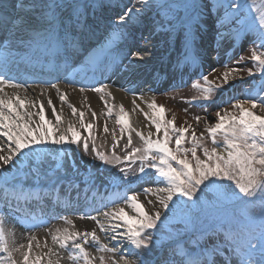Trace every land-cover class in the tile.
<instances>
[{"label":"snow or ice","instance_id":"snow-or-ice-1","mask_svg":"<svg viewBox=\"0 0 264 264\" xmlns=\"http://www.w3.org/2000/svg\"><path fill=\"white\" fill-rule=\"evenodd\" d=\"M111 6V0H0V49L8 53L14 47L23 48L31 44L43 33H55L63 42L66 52L79 53L83 47L82 39L91 36L96 26L103 23L102 17L97 15L98 10ZM171 7L173 6L154 3V0H136L134 4L121 5L122 10L115 22H110L111 31L106 43L110 44L114 40L134 41L135 37L127 32L125 25L137 21L152 8L167 15L166 9ZM186 7L191 8L194 14L186 26L184 53L177 60L175 69H180L181 65L200 66L197 33L211 28V25L202 23L205 9L197 0H193ZM220 8L224 9L222 16L219 13ZM242 8L243 5L237 4L235 0L213 5L216 10L214 32L217 49L225 43L234 47V42L241 32L248 30H232L228 27V21L240 23L237 13ZM229 9H234L235 12ZM252 10L256 16L251 22V30L255 32L256 39L252 41L253 46L249 49V54L241 55L234 62L239 65L251 61L252 67H229L225 64L223 71L211 68L207 74H201L199 79L191 84L197 94L184 100L190 107H203L207 112V102L212 101L213 96L229 86L231 81L243 79L244 73L248 77H254L258 73L264 81V51H260L264 49V0ZM157 28L158 25L153 22V29ZM141 39L147 43L149 37L142 36ZM133 47L134 43L124 54L129 57L130 65L133 61L144 60L151 55L148 49L132 50ZM24 87L0 75V138H3L0 139V167H3L4 171L15 166L18 161H29V170L24 175L36 177L38 185L41 178L51 181L50 186L44 185L45 194L50 195L57 190L62 177L57 172L53 179L48 175L53 166L49 165L48 169H44L45 161L41 160L37 164L32 161V157L39 158L37 147L68 144L75 145L83 154L91 153L104 164L119 162L121 159L132 162L139 160L141 163L138 172L142 175H136L137 180L143 177L151 178L146 169L154 172V182L157 186L143 189L146 196L155 197V202L147 201V205L155 208L154 211L148 210L145 203L140 202L136 194H132L123 198V204L132 210L131 215L125 211V207L117 204L102 213L106 223L98 220L96 216L81 217L95 221L99 230L110 233V239L117 241V244L108 246L100 243V237L95 230L80 232L57 228L50 233L52 244L58 250H67L68 259L74 264H95L97 259L99 264H232L234 256L240 257V264H264V83H261L258 91L249 89L247 98L232 99L228 107L218 108L214 113V122L206 115H196L192 117L195 124L185 119L183 124L177 126L175 113L164 104H157L154 97L147 103L150 112L139 108L133 100V111L139 109L151 128L155 129V132L149 131L147 134L132 126L126 119L129 116L128 111L120 105L115 123L120 126V138L127 136L124 149L131 148L122 158L114 151L118 146L115 131L111 133L113 151L108 155L97 148L96 137L91 132L88 136H82L80 129L88 131L93 127L91 123L85 125L84 112H79L78 127L72 122H68L67 127H64L61 115L57 113L51 98L47 100V107L52 109L55 122L46 119L42 101L38 98L29 99L27 94L21 95L20 90ZM7 88H11L12 92L6 91ZM50 88L55 89L61 103H67V93L61 92L57 84H50ZM46 91L41 88L42 95H46ZM84 91V88L80 89L81 93ZM91 91L101 94L100 99L106 109L104 114L110 117L115 107L109 105V101L114 99L112 93L106 91L105 86L94 87ZM84 99L86 101L87 97ZM37 105L39 110L34 112L33 109H36ZM68 107L72 115L76 116V107L70 103ZM182 111L187 113L188 109ZM165 113H171V118H166ZM34 116H39V122ZM92 119H97L95 112H92ZM201 123L204 127L198 133L197 128ZM103 131L109 132L107 123ZM133 134L141 141L140 147L132 146ZM153 136L156 138L153 139ZM186 144L190 146L185 147ZM64 155L63 164L58 163L55 167L67 172L73 169V157L67 153ZM120 171L127 180V170ZM206 190H214L218 199L259 205V240L255 243L251 239L240 242L228 233L223 242H220L218 237L222 231L221 226L198 228L191 215L184 212L180 219V223L184 225L183 229L176 230L175 238L170 237L167 246L161 244L153 235L160 230L158 222L168 219L169 212L175 218L180 209L193 208L197 200L201 199L199 194ZM2 191L5 197L10 194L7 186ZM11 194L17 199H44V195L32 189L26 190L24 186L13 189ZM189 201L192 203L189 204ZM3 223L4 221L0 220V252L7 255L0 256V264H60L59 251L48 247L47 243L44 244V247L48 248L46 253L33 251L35 236L29 237L26 245L21 244L9 250ZM65 223L72 224V221L65 218ZM182 234L189 235L188 243L194 246L193 249L181 243ZM210 237H216L217 241L202 244V241ZM89 241L95 245L97 252H107L111 255L107 258L103 255L98 258L90 256L85 248ZM121 245L125 247L122 248ZM40 246L39 243L36 244L37 248ZM257 249L260 253L259 260L253 258ZM13 252L19 253V260L13 257Z\"/></svg>","mask_w":264,"mask_h":264},{"label":"bare ground","instance_id":"bare-ground-1","mask_svg":"<svg viewBox=\"0 0 264 264\" xmlns=\"http://www.w3.org/2000/svg\"><path fill=\"white\" fill-rule=\"evenodd\" d=\"M113 4V0H111ZM136 3V1L134 2ZM133 3V4H134ZM121 5L120 4H114V7L112 9H102V14H99L97 12V15L102 17L103 23L98 25L97 28H95L93 35L95 36V40H91L89 44H86V39H82V50L79 53L75 54H69L66 52L65 47L62 46V49L64 53H67L66 58L58 59L59 62H61L63 67H66L67 70L64 68H59V70H56V65L52 63L48 64H41L39 65L36 70H33L30 68V65L27 60L24 59V57L21 56V54H24L23 52L30 47L29 49L39 50L38 49V43L42 45L43 48H41L42 51L52 52V48L54 50H58L59 46H50V43L55 42L54 40H51L48 38L47 33H43L42 35L36 37L33 42L23 48H12L8 53H4L2 49H0V59L5 57H11L12 55L20 54V56L16 59V61H12L11 63L6 58L4 62L2 63L0 61V71L3 70V72L7 71L9 68V64H14L15 69H21L19 71L14 72V74H19V83L24 85L25 87L20 90L21 95L27 94L29 99H39L42 101L45 105V117L46 119H50L53 122H55V117L52 115V109L47 107V100L50 97L53 105L56 107L57 113L61 115L62 121L64 122V127H67L68 122H72L77 127L79 126V112H84V123L85 125L91 123L93 124V127L89 129L88 131H85L84 129H80V132L82 136H88L89 132H91L96 137V145L97 148L100 151L112 153L113 149L111 147L112 145V132L115 131V134L117 136L118 140V146L116 147L115 151H119L124 149V144L127 142V136L125 135L123 139H121L120 134V126L115 123L116 121V114L119 112V106L123 105L126 111H128L129 116L126 117L127 120L130 121L133 127H135L138 130L143 131L145 134H147L149 131L155 132L154 128H151L149 121L145 119L143 113L136 109L133 111V100L136 101V104L139 105V108H142L146 112H150L147 108V103L154 97L157 104H164L166 108L171 109L172 112L176 115V125L179 126L184 123L185 119H187L190 123L195 124L191 119L187 116V113L182 114L178 111L177 107L174 106L166 97L163 96V94L160 92V86L162 82L159 80L161 79V75H163L162 68L167 66L174 69L176 64V58L173 56L175 54L174 51L171 52V49L173 48V37H163V33L166 32L165 29H161V26L158 25L157 29H153V22L152 18L154 16H159L161 12L155 8L147 11L146 13L142 14L137 21H133L125 25L127 32L130 33L132 36L135 37V40L129 39L127 41L125 40H114L110 44L106 43V38L109 36V33L111 31V23H114L117 15L121 12ZM119 7V9L117 8ZM152 17V18H151ZM111 22V23H110ZM54 34V33H53ZM51 34V35H53ZM49 35V36H51ZM146 36L149 37L147 43H145L141 37ZM84 43V44H83ZM135 44V47L132 48V50L139 49H148L151 52L150 56L145 57L144 60H136L133 61V63L130 65L128 63L129 57H125V52L128 51L129 46L132 44ZM101 45H104V47H101ZM61 46V45H60ZM206 45H203V47H198L200 52V66L196 69L199 72V74H206L205 72L213 67L214 61H212L213 58V47L207 48ZM110 51V54L107 56H115L116 54L122 55L118 56L121 59V65L117 67L109 66V68L113 69V74L110 76V80L101 79V84H99V87L105 85V90L110 91L112 93V96L114 97L113 100L109 101V105H115L113 109L112 115L109 117L105 115L106 109L104 108V104L100 99V93H96L90 90H85L83 93L80 92V89L70 85L72 82V76H70V73L77 72V69L83 65L84 61H92L94 63L95 61L101 59L103 52ZM25 52V53H26ZM118 52V53H117ZM218 52L223 53V50H219ZM2 57V58H1ZM38 58H44L45 55L37 56ZM174 57V58H173ZM114 58V57H113ZM112 58V59H113ZM169 61V62H168ZM51 64V68L49 67ZM193 67L195 65H192ZM181 68H184V65H181ZM178 69L175 70V73ZM11 71V70H10ZM10 71H7L9 73ZM222 71V70H221ZM180 72V70H179ZM91 73H94V70H91ZM183 73H186L185 70H183ZM60 74V81H54L53 75ZM168 73L165 72V76L168 77ZM89 74L88 77H90ZM190 75H196L195 72ZM159 76V78H158ZM165 77V78H166ZM180 78V79H179ZM183 78L181 75H179L177 79V84L183 85ZM211 79V77H210ZM50 82V84H57L60 88L61 92L67 93V103H61L59 100V96L57 95L55 89L50 88V84L48 87L40 86V85H32L31 82ZM238 80H233L230 82V84H236ZM28 82V83H27ZM166 82L162 83V87L166 86ZM35 84V83H34ZM46 89V95L41 94V88ZM165 89H167L165 87ZM6 91L12 92L11 88H7ZM85 97H87V100L85 101ZM72 104L77 109V115L73 116L71 113V109L68 107V104ZM89 107L91 111H89ZM39 105H37L36 109H33L34 112H38ZM92 112H95L97 115V119H92ZM213 117L214 114H212ZM165 117L170 119L171 113H165ZM34 119L39 122V116H34ZM105 123H107V127L109 129L108 133H105L103 131V128L105 126ZM146 125H148L146 127ZM50 127V126H46ZM203 123L199 125L198 133L203 130ZM156 137L153 136V139ZM3 139V138H1ZM133 144L141 145V141L133 134ZM27 151V150H26ZM36 152L40 153L39 158L32 157V161L35 163H39L37 161L41 159H47V158H57L60 155L63 154H70L73 157L72 164L73 169L68 170L67 172L64 171V169H58L57 167L51 168V173L49 176H52L53 179H55V175L57 172H59L60 177L62 179L60 180L62 183H66L67 188L63 191L59 189V191L63 194L59 200H57V204L60 206L61 203H63V200H69L70 204L72 202L76 203L75 209H70L71 206L67 210L70 211V214H67V216H62L57 222L52 223L51 220L53 217L57 216L54 215L60 211V208H57L54 205V199L51 196L45 197L42 201L36 200L33 203H21L22 201H27V199H17L13 198L14 205L11 206L9 210H7V207L3 206L2 204H6L5 201L11 202V199L7 196L5 197V194L3 193L0 195V208L3 210V215L0 217V220H3V227L5 229L6 235H7V241L9 250H12L15 247H19L21 244H27L26 242V236L31 237L33 235L36 236V239L33 241V251L37 253H46L48 251L47 247H44V244L47 243L48 247H52L56 250L55 245L52 244L51 236L48 234L50 229H64L68 228L69 231H92L95 230L96 234L100 237V243L106 244L108 246H113L117 244V241H112L110 239V233H104L99 230L97 227L95 221H92L90 219H82L81 217H87V216H96L98 220L101 222H105V218L102 216V213L105 211H108L109 209L115 207L117 204H119L122 207H125V211L128 212L130 215L133 214L132 210L127 207V205L123 204V198H126V195H124L119 188L115 184H112L110 181H108L107 177H105V170L101 167L99 169H96L92 166L91 160L89 159L86 154H83V152L79 149H76L75 145H68L65 144L63 146L59 145H47V146H40L36 148ZM75 153L79 155L81 161H84L86 164L81 163L79 161V158H75ZM89 155V154H88ZM92 154L90 153V156ZM65 159V155L63 157ZM139 161V160H138ZM81 163V164H80ZM25 164V165H24ZM58 164V163H57ZM55 164V166L57 165ZM20 165L29 166V161H24L23 163H20L19 161L15 166L20 167ZM15 166L8 167L10 171V176L7 174L0 176V184L5 185L9 183L11 184L12 188L18 189L21 185H27V182L23 180L18 168L15 169ZM43 167H49V166H43ZM57 168V169H56ZM14 169L15 171H11ZM7 175V176H6ZM142 175V174H141ZM71 176V178L69 177ZM128 176V175H127ZM105 177V178H102ZM74 178V180H71ZM29 179V177L27 178ZM70 179V180H69ZM105 180V181H104ZM41 181L43 183V186L45 185V181L43 178H41ZM59 181V182H60ZM51 183V181H49ZM62 183L60 184V188L62 186ZM108 183V184H107ZM157 185H155L153 188H155ZM43 191H46V188H43ZM42 191H40L41 193ZM91 192L94 194L96 193L98 195V199H94L91 197ZM53 193V192H52ZM84 197V199H82ZM112 197V198H111ZM150 197V198H149ZM112 199V200H111ZM174 199H176L174 197ZM138 200L142 203H145L146 207L150 211H154L155 208L152 207V205H147L148 200H152L155 202L154 196H144L143 194L138 195ZM92 202V210L87 212L88 202ZM61 202V203H60ZM67 205V204H66ZM100 205H102V208H100ZM51 207H53V211L51 210ZM99 207V209H98ZM158 208L159 205H156ZM87 213V214H86ZM32 215H35L32 217ZM39 216L40 221H47L52 223L50 227L43 228L41 230H38L34 233H28V231H25L20 226L21 225H30L33 221V218L35 220L36 216ZM65 215V214H63ZM171 215V212L168 213V216ZM65 218L67 220L72 221V224H66ZM199 220V216L197 215L195 217V221L197 224V221ZM50 233V232H49ZM28 240V239H27ZM39 243L41 246L39 248L36 247V244ZM122 248L125 247V245H121ZM86 250L89 252L90 256L93 257H99L101 255L105 256L106 258L111 255L110 253H99L96 251V247L94 244H92L91 241L87 245H85ZM61 256L60 264H74L73 261L68 259V252L67 250H58ZM5 253L1 254L0 256H4ZM7 255V254H6ZM5 255V256H6ZM117 254V258H118ZM13 257L16 259H20L19 253L13 252ZM133 259L135 257H132ZM82 264V262H81ZM95 264H99V260L97 259L95 261ZM234 264V262H232ZM236 264V263H235Z\"/></svg>","mask_w":264,"mask_h":264},{"label":"rangeland","instance_id":"rangeland-1","mask_svg":"<svg viewBox=\"0 0 264 264\" xmlns=\"http://www.w3.org/2000/svg\"><path fill=\"white\" fill-rule=\"evenodd\" d=\"M136 0H113V4L111 7H105L103 9H112L114 4L128 5L133 4ZM193 0H154V3H163L172 5L173 7L166 9L167 15H164L163 12L159 16H154L152 18V22H155L157 25L161 26V29H167L166 32L163 33V37H173V48L171 52L174 51L175 54L173 55L177 60L180 59L184 53V35L186 32V26L190 20V17L194 14L191 8L186 7V5L191 4ZM197 2L201 5L202 8L205 9L204 17L202 23L206 26L211 25L207 31L201 30L197 33L199 39L197 41L198 47H205L210 48L213 47V58L214 61L213 67L218 68L223 71V66L227 64L229 67H252L251 61L244 62L242 64H235L234 62L239 59L241 55L247 56L249 54V49L252 48V41L256 39V34L254 31L251 30V22L253 18L256 16V13L252 10L255 6H258L261 3V0H235L237 4L243 5V8L237 13V16L240 18V23L236 24L234 22L228 21V27L232 30H236L237 28L240 29H248L247 31H242L240 37L234 42L235 46L232 47L230 44L225 43L219 49L216 47V39H215V24L214 21L216 19L215 12L216 10L213 9V5L219 3H227L229 0H197ZM121 7V6H120ZM119 9V7H117ZM153 9V8H152ZM102 9L98 10L99 14H102ZM122 10V9H121ZM231 12H235L234 9H229ZM224 12L223 8L219 9V13L222 16ZM153 24V23H152ZM219 50H223V53L220 54ZM260 51H264V49H260ZM173 57V58H174ZM215 57V58H214ZM176 60V62H177ZM169 62V61H168ZM175 65V64H174ZM163 75H161L162 80L161 82H166V86L160 87V92L166 97L174 106L177 107L178 111L182 114H185L183 109L187 108V116L191 119L192 117L199 115L201 117L207 116L211 122H214L215 117L212 114L218 108L228 107L229 101L232 99H245L247 98V94L249 89H253L254 91H258L260 88L261 83L264 81L261 80L260 75L257 73L254 77H248L246 73L242 74L243 79H235L238 80L236 84H230L226 86L225 89L219 91L217 94L213 96V100L207 102V112H205L203 107H190L187 103L184 102L185 99L190 98L197 93L191 88V84L199 79V72L196 69V66H184V68H180L175 73L174 69L171 67L165 66L162 68ZM180 70V72H179ZM183 70L186 73H183ZM210 71L209 69L205 72ZM165 72H167L168 77L165 76ZM195 72L196 75H190ZM181 75L183 78V85L177 84V79ZM166 77V78H165ZM180 79V78H179ZM165 87L167 89H165ZM183 98V99H182ZM194 122V121H193ZM195 123V122H194ZM199 128H197V131ZM1 139V138H0ZM208 143V142H206ZM133 147H140L141 145L133 144ZM174 147V144L172 145ZM190 145H185L188 147ZM210 147V143H208ZM115 151V150H114ZM127 151H131V148L125 150L115 151L117 156L121 158L126 154ZM111 155V153H107ZM198 155H202L198 153ZM86 156L91 159L92 166L96 169L103 168L105 172V177H107L108 181L112 184H115L126 191L128 195L136 194L137 196L140 194H144L143 189L145 188H153L156 183L154 182V172L151 169H146L151 175L149 177H143L142 179L137 180L135 177L136 175H141L138 172L140 167V161L135 160L132 161H124L121 159L119 162H113L112 164H104L103 162L94 158L93 155L90 156L86 154ZM64 154L60 155L57 158H47L41 159L45 161L44 166L52 165V168H55V164H63L64 162ZM75 158H79L81 163L86 164L84 161H81L79 155L75 153ZM41 160L37 161L40 162ZM34 162V161H33ZM80 163V164H81ZM25 165V164H24ZM20 165V167L15 166V169L18 168V171L21 172L22 178L25 180L28 178L24 175L29 170V166ZM49 168V167H48ZM44 167V169H48ZM57 169V168H56ZM126 169L128 179L125 180L124 173L120 170ZM7 170H9L7 168ZM11 171H15L12 169ZM10 171H4L3 167H0V176L9 174ZM51 171L48 172V175ZM6 175V176H7ZM12 175V174H10ZM8 175V176H10ZM71 178V176H69ZM102 177V178H105ZM29 179H36V177H29ZM28 180V179H27ZM70 180V179H69ZM71 180H74L72 178ZM108 184V183H107ZM201 199H198L196 205L191 209H180L176 215L173 217V214L168 216V219H162L159 223V232H154L153 235L156 239L163 245L167 246L170 242V237L175 238V233L177 229H183L184 225L180 223V219L184 212H188L191 217L195 220V217L198 215L199 220L197 221L198 228H206L209 225H219L222 227V231L219 233V241L223 242L225 235L231 233L237 241L245 242L249 239L253 241V243L257 242L260 238L261 228H260V221H259V205H245L242 202H233L228 199H218L217 193L212 190H206L204 193L199 194ZM150 196V195H149ZM147 197V196H146ZM150 198V197H149ZM183 199V198H181ZM189 204L192 202L189 201ZM54 231L53 227L50 229V233ZM48 232V234H50ZM183 235V234H182ZM35 236V235H33ZM36 237V236H35ZM29 237L26 236V242L28 243ZM194 239V237H192ZM189 235H183V239L181 243L184 244L187 248L193 249V245L188 243ZM217 241L216 237H210L205 241H202V244H210L215 243ZM227 248H225V252H227ZM255 260H259L260 253L259 250L254 254L253 257ZM219 259V257L217 258ZM232 262L234 264H240V257L234 256L232 257Z\"/></svg>","mask_w":264,"mask_h":264}]
</instances>
